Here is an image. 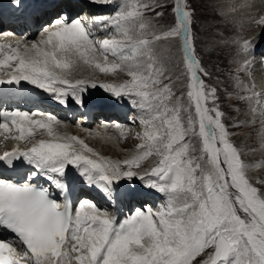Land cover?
I'll return each instance as SVG.
<instances>
[{
    "label": "snow or ice",
    "instance_id": "6c2138e0",
    "mask_svg": "<svg viewBox=\"0 0 264 264\" xmlns=\"http://www.w3.org/2000/svg\"><path fill=\"white\" fill-rule=\"evenodd\" d=\"M11 3L20 6L21 0ZM163 7L124 0L114 14L92 17L87 25L82 17L61 14L41 28L37 40L0 41V85L16 86L9 91L22 92L25 82L61 105L83 107L87 90L99 87L117 100L129 99L142 127L134 137L135 152L112 160L83 139L59 133L62 121L51 113L0 108V135L14 141L0 163L28 166L23 182L0 178V264H264V191L251 182L217 89L204 79L210 74L196 56L190 5L176 0L174 24L157 28L145 13L162 17L156 8ZM254 23L264 28V16ZM94 27L108 35L96 38ZM177 40L183 70L176 79L183 77L186 89L180 95L169 74L172 52L164 46ZM253 50V41L245 40L238 54L247 57ZM250 66L243 59L237 71ZM83 69L128 79L74 78ZM235 88L223 91L249 102L253 115L260 105L264 117L254 85L237 76ZM114 127L124 139L121 125ZM150 158L152 166L137 171ZM70 169L111 201L132 194L120 181L138 178L163 194L164 203L137 207L122 219L88 198L73 204Z\"/></svg>",
    "mask_w": 264,
    "mask_h": 264
},
{
    "label": "rangeland",
    "instance_id": "374dc122",
    "mask_svg": "<svg viewBox=\"0 0 264 264\" xmlns=\"http://www.w3.org/2000/svg\"><path fill=\"white\" fill-rule=\"evenodd\" d=\"M216 1L224 2V3L217 6ZM232 1L233 0H187V3L190 5V8L193 12V22H192L191 27H192V32L194 36V46L196 50V56L201 61L202 66L210 74L209 77H204V79L210 87H215L217 89V94L221 98L219 101L221 110L224 111L228 117V119L226 120V123L229 126L230 132L234 133L231 139L236 145V147L241 150L242 159H244L245 162L248 163L249 165L253 166L257 163H264V159L263 160L260 159L262 156H264L263 155L264 146L262 145V142H263L262 133H264V127L262 129V125H261L264 122L256 123V124L251 122V120L253 121V119H255L254 117L258 116V113L256 112V114L253 115L252 112L246 111L247 106H246L245 101L242 102L236 99V97L234 98L229 97L228 94L224 92L223 90L227 89L228 92L235 93L236 91H238L235 88V78L239 76L242 80L244 79L242 76L244 72L241 73L237 71V68L239 66H237L238 61L236 60H237L238 55L240 57H242V55L238 54L237 56H235L237 52L239 53L240 49L236 48L235 45L231 44L232 43L231 40L233 39V36L239 38V42H237L238 44H242L243 41L245 40H250V41L252 40L254 44V42L258 41L257 38L259 37V35L263 36L264 38V28H262L259 24L249 23L250 21H245L244 23V17H248V16L250 17L252 15L251 10L255 11V13L257 9L264 12V0H259L260 7H257V5L254 4L252 5V7L247 6L246 9L242 8V13L240 15L241 17L239 18V21L238 19H235L236 21H231V20L226 21L225 19H223V17H220L219 15V12L221 11L220 7L223 8L224 4H230V2ZM123 2L124 0H117L114 11L118 10V5ZM151 2H153L154 4L160 3L164 5L163 8H156V11L163 12V16L155 17L154 12L148 11L145 13V19L151 21L152 24L157 28H167L168 26H171L172 24H174L175 15L172 12V8L175 5L176 0H151ZM242 2H246V0ZM243 5L244 4L239 3V6H243ZM256 16H260V15H255V17ZM241 19H242V22H240ZM236 22L238 25L234 26L233 24H236ZM256 25L259 28H257ZM248 26L250 27L252 26L251 27L252 31H255V30L258 31V37L256 38L257 40L252 39V37L254 38L255 35L250 36L249 33L248 34L245 33L247 31L250 32V29H248L249 28ZM107 35H108V32L105 33L104 38ZM240 37L244 39L242 42H240L242 40ZM161 43L163 44L164 42H161ZM164 46L170 48L172 52V64L169 65L171 69L169 74L172 77L173 91L177 95H180L182 92L186 91V89L184 88L183 77L180 80L176 79V76L179 75L183 70V65L181 62L183 54L179 50V41L177 40L171 44H165ZM94 73L93 71H76L74 73V77H77L80 75L81 76L83 75L84 77L87 75H91V76L94 75V76H99V78L103 81H108V80L115 81L119 77L128 79V77L123 73H119L114 77L106 76L104 74L100 75L98 71H94ZM89 80H97V77H90ZM111 98L112 96L109 98H106L103 95L102 101L106 100L107 102H109L111 101ZM128 101L130 100L128 99ZM185 102H186V97H185ZM237 123H239L241 126L234 127L233 125H236ZM133 127H136V126L134 125ZM96 134L99 135V137L100 136L102 137L103 135L104 136L107 135L106 132L101 133L103 135H100V133L99 134L96 133ZM89 137H91V135H89ZM88 140L90 141L95 140L94 142H97L98 144L97 151L99 150L101 151V148H102L103 150V153L101 152L102 155L105 157L108 156V158L116 157V156L114 154L113 156L111 154H107V152L121 153V155L117 156L119 158H122L124 155L125 156L128 155L126 154L127 148L131 146L129 145V139H124L126 140L127 148L124 147L126 149H122L120 151L118 147H120L121 145L123 147L122 142H124V140H121V139L118 140L116 136L115 137L113 136L112 139H106V142L103 144L99 143L100 139L98 137H94L92 138V140L91 138H89ZM90 144L91 145L93 144V146L95 145L93 142H90ZM126 144H124V146ZM247 153L254 156L256 159L254 157H252L251 159L249 158L247 159ZM149 165H151V163H149ZM255 168L251 167L249 169L257 170V171L262 170L261 167L258 169H255ZM258 173L257 175L254 174L252 176H249L251 182L256 187H257L256 185L257 181H262V183L264 181L262 179L264 177V171H262L260 174ZM248 174H249V171H248ZM258 185H259L258 188L264 191V187L262 188L260 184Z\"/></svg>",
    "mask_w": 264,
    "mask_h": 264
},
{
    "label": "bare ground",
    "instance_id": "6f19581e",
    "mask_svg": "<svg viewBox=\"0 0 264 264\" xmlns=\"http://www.w3.org/2000/svg\"><path fill=\"white\" fill-rule=\"evenodd\" d=\"M243 0H233L232 2H230V4H224V6H223V8H221L220 7V9H221V11L219 12V15H220V17H223V19H225L226 21H228V20H231V21H236L235 19H238V21H239V18L241 17L240 15H241V13H242V8H244V9H246L247 8V6L248 7H252V5H257V7H260V2H259V0H256V1H252V2H249L250 0H246V2H242ZM237 2V3H236ZM222 3H224V2H219V1H216V4H217V6H219V5H221ZM239 3H241V4H244L243 6H239ZM246 5V6H245ZM249 9V8H248ZM109 10V9H108ZM255 10V9H254ZM246 12V11H245ZM251 12H252V15L249 17H244V23H245V21H250L249 23H253L254 24V19H259L261 16H264V12H262V11H260V10H258L257 9V11H256V13H255V11H253V10H251ZM260 15V16H256L255 17V15ZM254 15V16H253ZM242 16H243V14H242ZM253 16V17H252ZM252 17V18H251ZM240 22H242V19L240 20ZM231 24H233V23H231ZM234 26H237L238 24H237V22H236V24H233ZM253 26V25H252ZM251 26V27H252ZM245 27V26H244ZM249 28L248 29H250V32L249 31H247V32H245V33H249L250 34V36L251 35H255V37L253 38L252 37V39H256L257 37H258V31H252V29H251V27L250 26H248ZM256 27L257 28H259L257 25H256ZM261 29V28H260ZM260 29H259V31H260ZM242 30V29H241ZM243 30H244V28H243ZM262 31V30H261ZM262 34V33H261ZM249 37V36H248ZM257 40V39H256ZM218 45H219V43H218ZM260 45V41L258 40L257 42H254V44H253V49H256L258 46ZM172 64V63H171ZM77 71H93V70H89V69H83V70H77ZM86 73V72H85ZM93 73H94V71H93ZM95 74V73H94ZM100 75H101V73H100ZM30 86V85H29ZM37 94H38V92H37ZM41 97L44 99V100H41V102H39V103H35L34 105H32V107H31V110H35V109H40V110H42L43 112H45V113H51V114H56V113H59L60 112V109H61V107H59V106H57V105H54L55 103H56V101H54V100H52L47 94H45V93H43L42 95H41ZM113 100V97L111 98V101ZM106 101V100H105ZM111 101H109V102H111ZM128 101V99L126 100V102ZM253 101H255V98L253 99ZM54 102V103H53ZM107 102V101H106ZM129 102V101H128ZM128 104L126 103V107L128 108V106H127ZM248 105V108L246 109V111H250L249 110V107H250V104H247ZM67 106H71V104H68ZM75 107V106H74ZM73 107V108H74ZM93 110H96V109H94L93 108ZM250 116V115H249ZM255 119H256V117H254ZM261 118V117H260ZM119 121H122V119H119ZM262 121H264V120H262ZM251 122H253L254 124H256V123H258V122H256V120H251ZM86 124V123H85ZM132 128H134L133 126L130 128V131H131V129ZM91 128H89L88 130H90ZM72 133H74L75 134V136H78V135H80V134H83V138L82 139H84L88 144H90V142H92V141H90V140H88L89 138H91V137H98L99 139H100V144L102 143H105L106 142V139H109V137H115V136H117V134H120V131L119 130H117L116 128L114 129V132L112 133V130H105V129H100V130H98V129H95L94 131H92L91 133H90V135H91V137H87V127H84V128H82V129H78V128H76L75 127V129L74 128H72V131H71ZM105 133L106 132V136H104L103 134H101V133ZM115 132H117V133H115ZM96 133H100L101 135H103L101 138L96 134ZM263 139H262V141H263V143H262V145H264V137H262ZM0 141H1V138H0ZM93 141H95V140H93ZM99 141V140H98ZM113 143V142H112ZM123 143V147H122V145L120 146V147H118L119 148V150L121 151L122 149H126L127 148V144H126V140H124V142H122ZM120 144V143H119ZM124 144H126L125 146H124ZM112 145V144H111ZM114 145H116V144H114ZM245 145V144H244ZM3 146H8V144L7 143H2V142H0V148L1 147H3ZM92 146H93V144H92ZM117 146H119V145H117ZM124 147H126V148H124ZM7 148H9V147H7ZM114 148V147H113ZM121 148V149H120ZM104 149V148H103ZM100 151V150H99ZM98 151V152H99ZM100 152H102L103 153V150H102V148H101V151ZM102 153H101V155H102ZM107 154H111L112 156H113V154L116 156V158H119V157H117V156H119V155H121V153H112V152H107ZM264 155V154H263ZM106 157H108V156H106ZM252 157H254V156H252V155H250L249 153H247V159L249 158V159H251ZM110 158V157H109ZM255 158V157H254ZM262 158H264V156H262ZM256 159V158H255ZM250 167H251V165H250ZM253 168H255V167H253ZM260 168V167H259ZM262 168V170L260 171V170H252V169H249V176H252V175H254V174H256L257 175V173L258 174H260L262 171H264V167H261ZM255 169H258V167L257 168H255ZM256 178V177H255ZM263 180H264V177L262 178ZM263 183H264V181H263ZM155 202V201H154ZM120 218L122 219L123 217H121L120 216Z\"/></svg>",
    "mask_w": 264,
    "mask_h": 264
}]
</instances>
